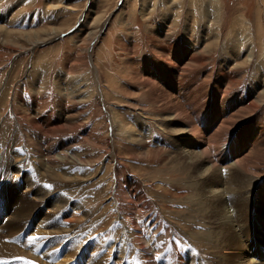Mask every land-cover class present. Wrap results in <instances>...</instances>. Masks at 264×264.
<instances>
[{
  "label": "rangeland",
  "instance_id": "obj_1",
  "mask_svg": "<svg viewBox=\"0 0 264 264\" xmlns=\"http://www.w3.org/2000/svg\"><path fill=\"white\" fill-rule=\"evenodd\" d=\"M0 28V160L15 162L12 151L20 152L24 147L37 163L36 150L43 148L51 149L53 156L64 150L83 158V164L70 171L68 177L58 174L59 165L51 166V170L56 167L53 174L46 173L52 193L62 196L61 200H75L61 214L42 205L38 207L17 176L9 177L5 185L2 183L0 264H92L100 259L102 264H117L106 247L110 245L111 232L116 244L124 234L111 199L114 190L122 191L117 197L121 196L118 198L125 206L124 214L132 215L143 245L150 247L149 241L157 243L161 258L152 257L154 264H207L209 254L220 264L224 252L216 254L214 250L213 230L207 225L199 201L201 181L194 178L196 171L206 169L207 164L198 166L192 162L194 153L200 150L193 143L187 145L193 153L183 154L180 146L184 138L174 136L170 129L174 127L160 108L161 101H156V91L136 79L133 70L150 72L148 77L161 85L170 78L171 71L176 85L179 78L186 77L189 85H199L191 89L189 97L199 96L206 101L209 91L211 99L207 102L224 101L228 111L233 107L228 116L238 114L233 118L238 121V135L246 131L254 136L256 132L264 135V0H0ZM155 35L165 36V41L174 40L172 64L178 70H169L168 62L157 56L158 48L150 37ZM245 37H250L251 51L248 44L236 48ZM182 48L194 49L202 63H178L176 53ZM250 53L253 59L248 65L246 58ZM260 67L261 74L257 71ZM221 68L236 75L233 84L220 77ZM97 73L101 77L99 86ZM171 80L174 92L178 87ZM246 100L258 108H249L244 104ZM219 105H206L200 110L213 117L221 114L220 117L223 105ZM26 112L27 117L23 116ZM239 115L248 121L240 123ZM35 116L48 117L49 123L53 120L64 126H51L49 131L43 127L42 131L31 124ZM208 122L206 127L210 130L205 136L210 140L216 137V131L221 129L222 134L231 128L214 123L212 118ZM62 144L65 145L59 151ZM252 147L253 144L248 145L245 153ZM224 156L230 158L228 151ZM190 162L195 164L191 177ZM263 164L259 165L264 167ZM234 176L245 175L239 170ZM0 179L3 181L4 173H0ZM221 179L225 181L224 177ZM78 204L83 205L87 216L83 209L73 211L74 216L79 213L78 218L70 216L68 210ZM20 208L34 213L31 221L10 219ZM36 216L41 219L34 222ZM150 218L152 226L148 224ZM8 224L20 229L13 235L4 230ZM48 224L66 225L70 232L64 236L58 228L57 232L49 231L44 228ZM115 225L116 234L111 231ZM43 230L50 235L39 236ZM208 241L213 249L206 247ZM47 245L50 253L59 258H49L50 254L42 251ZM179 251L182 259L176 255ZM134 252L133 248L128 251L131 262L137 259Z\"/></svg>",
  "mask_w": 264,
  "mask_h": 264
},
{
  "label": "bare ground",
  "instance_id": "obj_2",
  "mask_svg": "<svg viewBox=\"0 0 264 264\" xmlns=\"http://www.w3.org/2000/svg\"><path fill=\"white\" fill-rule=\"evenodd\" d=\"M0 30H1V28H0ZM150 37L152 38V41L155 43L156 47L158 48V51H156V52H158L159 54L156 53L157 56H159L160 59H164V61L166 63L168 62V64L170 65V66L168 65L169 70L170 69L178 70L179 68L178 67L176 68V66H174V64H172L173 59H174L172 56L174 55V48L176 45L174 40L168 39V41H165L164 40L165 36L163 37L162 35L161 36L155 35V36H150ZM249 38L250 37H248V38L245 37L242 40H240L241 44H239V47H236V48L239 50L242 47H245L246 44H248L247 48H249V50L251 51L250 48H253V47L252 46L249 47V41H250ZM39 43L41 44V42H39ZM257 43H259V42H257ZM219 44H220V42H219ZM263 46H264V44H263ZM194 48H196V47H194ZM194 52H195L194 49H193V51H191V50H187L185 48H182L181 52L176 53V58H179L178 63H185L186 64V62H188L192 66L196 65V64H201L202 61L199 59L200 57L198 58L197 55L194 54ZM240 54H241V52H240ZM235 55L239 56V53H237ZM251 59H253L252 53H250L248 55V57L246 58V64L249 65V62H251ZM94 68H96V67H94ZM133 71H135L133 73H134V76L136 77V79L140 80V82L142 81L141 83L148 85L149 87H151L153 90L156 91V93H157L156 97L158 98V100H156V101H159V100L161 101L160 103L162 104V106L160 105L161 106L160 108H163L162 110L166 114V117H167L166 120L168 122L172 123V127H174V128H170L172 130V132L175 134L174 136H176L179 139L184 138V141H182V143H184V144H182V146H180V150L183 152V154L185 153L184 155L189 156L190 154L193 153V152H190L189 151L190 149L187 148L188 147L187 145H190L193 143L200 150H198V152L196 151L197 153H194V156H195L194 158L196 160L194 159L192 162L193 163L195 162V164H198V166H199V163H203L202 164L203 166H205L204 163L207 164L206 169L205 168L204 169L199 168L198 169L199 172L196 171L197 174H196V176H194L193 170L195 168V164L190 162L189 165L190 164L193 165L192 171L190 173L191 174L190 177L193 175L194 178L201 181V183L198 182V183H200L199 190H198L199 195H200V200L199 199L198 200L200 201V204L202 206L203 215H204V218H206L207 225L209 223L210 224L209 228H211V231L213 230L211 233V236L213 238L212 242H214L213 243L214 244V250L216 251V254H219L218 252L220 250H223V252H224V257L221 258V260L219 258L220 264H264V177H262L264 175V167L259 165V164L264 163V135H263V133L259 134L256 132V135L254 136L250 131L248 133L246 131V132L238 135L239 133L237 134V132L239 129V125L236 124V122H238V121L234 122V120H233V118L236 117L238 114L233 115V116H228V112H230L231 110H232L231 112H233V107L231 105L230 109H231V107H232V109L228 111L229 106L228 107L225 106L223 103L224 101L219 102V100H214V101H216L217 105H219V103H221L219 106L223 105L222 109L220 111L222 113V116L219 117V115H221V114L218 115V113H217L216 116L213 117V116H209L208 114L206 115L205 113H203V111L200 109H203L206 105H209L213 108L216 106V103L210 104L209 102H207L208 100L211 99L210 98L211 94H209V91L207 94L204 93L207 96L206 101H204V99L200 98L199 96H198V99H193L192 96L189 97L190 93H192L191 89L192 88L195 89L199 85L197 87L194 85L192 86L191 84L189 85V83L186 82L187 78L186 77L183 78L182 74H179V76H182L181 78H183V79L181 80V78H179V83H178V85H176L175 81L171 80L175 76V74L172 71L169 72V75H170L169 79L171 80L172 83H174L175 86L178 87V90H174V92H173V90H171V88L173 89L174 86L170 83L169 79L164 81L165 82L164 85H161L160 82H158L156 79L152 80L150 77H148L150 72L149 73H147V72L140 73L139 72L140 73L139 74L136 71V69H134ZM180 71H182V70H180ZM257 71H259V73L261 74V67ZM99 73H97L98 80H99L98 86L101 83V77H100ZM220 75H221L220 76L221 78L229 81L231 84H233L232 82L235 80V76H236L233 74L230 75L229 73H227L225 71V69L223 70V68L220 69ZM170 91H172V92H170ZM200 96H201V94H200ZM256 100H258V99H256ZM244 104H247L249 108H258L257 104H254V102L250 103L246 100ZM244 104H242V105H244ZM247 110H249V109H247ZM236 113H238V112H236ZM240 113H241V111H240ZM191 114L193 116H195L196 118L193 117ZM27 115H29V113L27 114V112H26V114H23V116H25V117H27ZM19 116L21 117V115H17L18 118H19ZM239 116H241V115H239ZM241 117L242 118H240L241 119L240 123H244V122L248 121L246 119V117H243V116H241ZM33 118L34 119L31 122V124L33 123L32 125L34 127H37V126L41 127L42 129H40V130H42V131L44 130L43 127H45L47 129V131H49L48 128H50L51 126H52V128H53V126L55 128L64 126L63 123H62V125H59V124H56V122H52L53 120L51 121L52 123L51 122L49 123L48 117L46 118V117L42 116V117L38 118L35 116ZM210 118L213 119L214 123L220 124V126L225 125V126H230L231 128L228 129L229 131H225L221 134L220 128H223V127H219L220 131L215 132L216 137L215 138L212 137V140H210V137L207 138L205 136V133H207L210 130L208 127H206V123L208 122V120H210ZM201 120L203 123L201 122ZM38 123H40L41 126L37 125ZM207 125L210 126V123L208 122ZM235 125L237 126L238 129L235 127ZM224 129H227V128H224ZM224 129L222 131H224ZM137 138H139V136ZM224 138H225V140L223 141L222 139H224ZM143 144H144V142H143ZM252 144H253V147L246 154L245 152L248 150L247 146L252 145ZM64 145L65 144H62L59 151H62ZM256 146H258V148H256ZM37 148H38V146H37ZM27 151H29V150L26 147H24L23 149H20V152H18L16 150L12 151L11 157L13 160H15V162H12V161L10 162L9 160H7V161H1L0 160L1 176H3V173H4L3 181L0 179V188H1L2 183H3V185H5L6 180L9 177L17 176L19 181L24 184V188L26 190L25 192L28 194V196L31 199H33V201H35L36 203L39 204L38 207H40L42 205L43 207H46L47 209H51V212L56 213V214L57 213L61 214L62 212H64V208H71V206L74 204L75 200L74 201L66 200V199L61 200L62 196L59 198L58 196H60V195H57L55 192H54L55 194L52 193L53 192L52 191V184L47 181L45 176H46V173L53 174V170H55L56 167L55 168L53 167L54 169L51 170V166L59 165L58 168L56 169L57 171L60 172L58 174L60 176H62L64 174L68 177L71 175L70 171L77 170L79 168V166L81 164H83V160H82L83 158L81 159V156L79 157L77 155V153H75V152L74 153L72 152L70 155L68 153L63 152L64 151L63 150L59 155L53 156V154H52L53 152L51 151V149L50 150H48L47 148H43L41 150L37 149L36 151L39 153L37 156L38 162L40 164L46 163L45 165L42 166L39 163L33 161L32 156H28L26 154ZM31 151H34V150H31ZM79 151H81V150H79ZM226 151H228L229 157L232 159L231 161H230V158L228 159L224 156ZM174 152H176V151H174ZM115 156H117V155H115ZM188 160H190V159L188 158ZM66 162H71V164H73L72 167L65 166ZM183 162H184V160H183ZM84 164H86V163H84ZM81 167H83V166H81ZM186 167H188V166H186ZM261 167H263V168H261ZM259 168H261V169H259ZM181 170L183 171L182 168H181ZM239 170H241V172L244 173V175H245L244 177L234 176V172L235 171L239 172ZM75 174H76V172H75ZM77 174H78V172H77ZM79 174H80V172H79ZM249 175H251V176L249 177ZM221 177H224L225 181H223V182L220 181L223 179V178L221 179ZM14 180H15V178H14ZM138 186L139 185H137V187ZM116 188H117V186H116ZM120 194H122L121 190H120V192H116L114 190V192L112 193L111 199H113L114 204H116V208H117V211L119 213V219L118 220H120L118 225L121 226L122 228H124V234H123V238L121 239V241L116 244L115 242H113V240H115V238H113L114 234L111 231H113L115 233L117 231V226L115 225L111 229L110 232H111V238L112 239L110 240V243H109L110 245L106 246L107 251L109 253V256L114 257V259L117 261V264H154V261L151 259L152 257L161 258L160 257L161 255L158 252L159 247H158L157 243L154 244L155 242L152 243L150 241H149V243H147L150 247L143 245V242L140 240L141 237L139 236V234L141 235V233H139V229L137 228L136 223L133 222L132 217H131L132 215L128 216V214H124L125 206L123 207L121 205V204H123L122 203L123 201L121 202V200H119L120 198H118L121 196L117 197V195H120ZM128 196H130V195H128ZM144 196L142 195V198H144ZM148 201H149V199H148ZM12 202L14 203V199H12ZM79 204L77 206L75 205V207H76L75 209H69L68 210V213L71 214L70 216H72L73 218H78L77 215L79 216V213H75V216H74L73 211L74 212L75 211L80 212L83 209V207H82L83 205L81 204L82 206H80ZM83 212H84V209H83ZM125 213H127V212L125 211ZM67 215L68 214L64 215L65 216L64 220L68 226V223L70 222V220L66 219ZM87 215H88V212L85 211L84 216H87ZM129 215H130V212H129ZM33 216H34V213L29 211L28 209H21V210H17L16 212H14V215H12L10 217V219L13 221L16 220L17 222L22 223L23 221H26V219H28V218H30V221H31V218ZM69 218H71V217H69ZM40 219H41L40 216H38V217L36 216L34 218V222L37 220H40ZM45 220L46 219H44V221H43L44 225H45ZM16 221H15V223H16ZM40 222H42V221H40ZM62 222H64V221H62ZM165 223H166V221H165ZM29 224L31 225V222ZM29 224H28V226H29ZM148 224L152 226L153 222H152L151 218H150V220H148ZM172 225H173V223H172ZM67 226L66 225H57V227H55V225H53V224H48L44 228L50 229L49 231H51V230L53 231L55 229V232H57L56 229L58 228V230L60 231V234L66 236L65 233L70 232L69 228ZM29 228L32 229V225ZM17 229L19 230L20 228H16L14 224L13 225L8 224L4 230H6L7 232L10 231L14 235L15 234L14 232ZM37 232H39V231H37ZM50 233L51 232H46L43 230V232L41 231L38 234H39V236H42V235H48V234L50 235ZM147 233H149V232H147ZM188 235H189V233H188ZM45 237L47 238V236H45ZM145 237H146V235H145ZM157 237H158V232H157ZM43 238H44V236H43ZM147 238H148V236H147ZM184 238H186V237H184ZM186 240H187V238H186ZM143 241H145V240L143 239ZM41 245H43V243H41ZM205 245H206V247L210 246L209 249H213V246L211 245L210 241H208V244H205ZM2 246L4 247V245H2ZM131 248H133L135 250L134 253H135V256L137 258L136 260L134 259L135 261L132 260L133 262H131L129 260L130 256H128L129 255L128 251ZM165 249L166 248H164L162 251H164ZM196 250H198V248H196ZM42 251H46L45 252L46 254L49 253L50 254L49 258H54V259L59 258L58 256H55L54 253H52V254L50 253L51 250H50L49 245L43 247ZM153 253H156V254H153ZM176 255L180 259L183 258L182 252L177 253ZM60 257H62V256H60ZM196 258H198V256L197 257L195 256V259ZM207 261H208L207 264H209V263L218 264L216 258L212 257L210 254L208 255ZM92 264H102V260L100 259V261L98 260L96 263H92ZM155 264H156V262H155Z\"/></svg>",
  "mask_w": 264,
  "mask_h": 264
}]
</instances>
